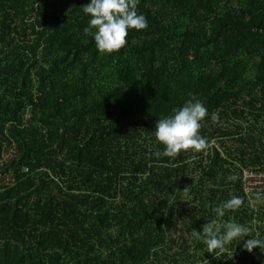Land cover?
I'll use <instances>...</instances> for the list:
<instances>
[{
	"label": "trees",
	"instance_id": "obj_1",
	"mask_svg": "<svg viewBox=\"0 0 264 264\" xmlns=\"http://www.w3.org/2000/svg\"><path fill=\"white\" fill-rule=\"evenodd\" d=\"M90 2L0 0V264H264L250 236L211 261L194 235L217 220L264 240L247 189L264 174V0H139L147 29L111 55L83 31ZM188 100L208 149L157 157V120Z\"/></svg>",
	"mask_w": 264,
	"mask_h": 264
},
{
	"label": "clouds",
	"instance_id": "obj_2",
	"mask_svg": "<svg viewBox=\"0 0 264 264\" xmlns=\"http://www.w3.org/2000/svg\"><path fill=\"white\" fill-rule=\"evenodd\" d=\"M138 3L139 0H91L83 7V12L91 17L89 25L83 31L86 35L93 36L101 55H111L124 48L130 30L147 29V18L138 14ZM207 116L208 109L201 101L188 100L182 107L173 109V115L158 119L154 133L164 150L156 152L155 155L175 159L182 152L206 151L209 141L200 134V129ZM211 119L216 123L219 117L213 113ZM187 190L188 187H185L182 191L186 193ZM243 203V198L232 196L213 208V212L223 217L226 211H237ZM194 235L207 246V252L216 256L227 245L233 241L244 240L246 236L252 238L244 242V249L252 252L259 247L264 251V240L258 238V234L253 237L249 227L236 222L221 224L217 220H211L202 226V231H197Z\"/></svg>",
	"mask_w": 264,
	"mask_h": 264
},
{
	"label": "rangeland",
	"instance_id": "obj_3",
	"mask_svg": "<svg viewBox=\"0 0 264 264\" xmlns=\"http://www.w3.org/2000/svg\"><path fill=\"white\" fill-rule=\"evenodd\" d=\"M247 174V189L252 193L253 196L257 197L254 203L256 204V206H259V204L264 201V174H251L249 171L247 172ZM221 219L223 221L224 218ZM204 251H206V247ZM215 256V254H211V261L214 260Z\"/></svg>",
	"mask_w": 264,
	"mask_h": 264
}]
</instances>
